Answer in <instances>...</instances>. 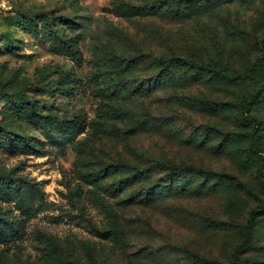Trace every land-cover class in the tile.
Returning <instances> with one entry per match:
<instances>
[{
	"label": "rangeland",
	"instance_id": "1",
	"mask_svg": "<svg viewBox=\"0 0 264 264\" xmlns=\"http://www.w3.org/2000/svg\"><path fill=\"white\" fill-rule=\"evenodd\" d=\"M261 38L264 0H0V264H264Z\"/></svg>",
	"mask_w": 264,
	"mask_h": 264
},
{
	"label": "trees",
	"instance_id": "2",
	"mask_svg": "<svg viewBox=\"0 0 264 264\" xmlns=\"http://www.w3.org/2000/svg\"><path fill=\"white\" fill-rule=\"evenodd\" d=\"M258 44L260 46V48L264 51V38H261L258 40ZM56 46H59V48L64 49L66 48L68 51V55L71 56H76L77 51L72 49L70 47V45H67L66 42L63 41V39L61 38H56ZM153 61L160 64V65H165L167 67H172L174 63H183L189 67L195 68V69H199V70H206V71H210L214 74H223L228 72V67H223L220 66L219 64H213V63H209V62H199L193 58H186V57H179V56H172L169 58H160V57H153ZM263 61H264V57L261 56L259 58L256 59L255 63H254V67L258 68V69H263ZM30 118L32 119H38L39 118V114L36 113V111L34 109L31 110L30 114H29ZM60 127H62L61 124H59ZM71 128H74V126H70L67 127L64 131V133H69V130ZM0 130L3 133H7V127L4 125H0ZM21 142H24V144H26V139H21ZM110 165V164H109ZM118 166H129V167H133L135 168L138 172H144L146 170V167L144 166H140V165H133L131 163H118ZM157 165H159L161 168L165 169L169 175H181V174H186V173H207L208 171L205 170L202 167H198L195 165H178V164H169L166 162H157ZM259 176L263 181L264 184V165L261 166L260 172H259ZM2 189H6L7 192L10 195H17L21 188L18 185H11L9 183H6L5 181H1L0 182V190ZM262 210H264V207L262 208ZM255 211L251 214L250 218H249V222L252 221L253 216L255 215ZM10 232L9 228L6 227L5 225H3L2 223H0V236H5ZM246 240V239H245ZM245 240L244 243L242 244L241 248H243L244 244H245ZM241 252V250H237L234 253V260L236 261L237 264H244L243 261H241L238 258L239 253ZM193 258L201 263V264H206L207 260L205 258H202L198 255H193Z\"/></svg>",
	"mask_w": 264,
	"mask_h": 264
}]
</instances>
